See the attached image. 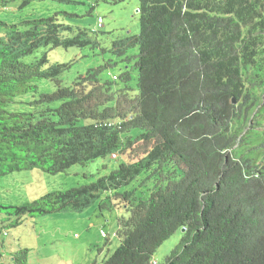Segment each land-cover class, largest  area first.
I'll use <instances>...</instances> for the list:
<instances>
[{
	"label": "trees",
	"instance_id": "1",
	"mask_svg": "<svg viewBox=\"0 0 264 264\" xmlns=\"http://www.w3.org/2000/svg\"><path fill=\"white\" fill-rule=\"evenodd\" d=\"M37 1L86 0H0V11ZM138 1L139 36L114 43L126 64L116 81L112 60L69 81L72 64L34 58L98 48L84 33L67 36L60 14L0 35V180L126 160L91 184L0 210L14 211L12 229L24 217L82 214L106 194L130 202L128 189L147 175L151 194L128 205L120 245L100 264H151L178 232L164 264H264V0ZM42 82L54 91L40 93ZM35 95L32 110L14 109ZM28 255L20 250L12 264H29Z\"/></svg>",
	"mask_w": 264,
	"mask_h": 264
},
{
	"label": "rangeland",
	"instance_id": "2",
	"mask_svg": "<svg viewBox=\"0 0 264 264\" xmlns=\"http://www.w3.org/2000/svg\"><path fill=\"white\" fill-rule=\"evenodd\" d=\"M83 3L85 6L73 7L37 1L24 10H20L21 3L12 4L8 9L0 11V21L7 24V27L0 28V35L12 25L53 18L60 14L61 23L73 28L72 34L67 36L84 33L98 48L91 47L85 51L74 49L69 52L41 50L34 58L41 59L48 53L52 63L72 64L74 68L67 77L69 81L88 68L94 69L103 65L104 60H112V64L115 65V69L109 71L111 77L119 76L123 73L126 64L125 60L114 57L112 54L116 51L114 43L128 37L139 36L140 23L137 13L139 1L128 0L117 5L106 3L104 0H86ZM92 12L94 15L90 18L89 13ZM100 16L104 19V27L100 32H95L94 28ZM258 59L264 62L263 48ZM254 76L253 69L245 72V79H251ZM40 86L42 89L40 93L54 91V88L45 82H42ZM247 88L254 94H261L258 88H251L249 85ZM38 97L39 95H35L19 100L14 109L30 111L32 108L28 105ZM125 161L122 158L113 161L108 157L87 167H74L57 176H50L37 169L31 172L15 173L0 180V208L21 206L50 192L91 184L116 170ZM149 179V176L144 175L128 189V191H134V197L130 202L122 199L115 201L114 195L106 194L102 200L95 202L82 214L54 215L34 219L24 217L20 221L21 225L15 229L10 228L9 225L17 219L8 215L14 211L0 210V264H10L11 255L23 249L29 251V264L102 263L120 245L115 234L119 230L120 220L127 217L128 205L133 201L146 200L151 194L155 180ZM4 233L8 236L5 237ZM103 233L107 238L103 237ZM181 238L182 233L178 232L165 242L155 254L153 261L164 264L171 252L180 244Z\"/></svg>",
	"mask_w": 264,
	"mask_h": 264
},
{
	"label": "built area",
	"instance_id": "3",
	"mask_svg": "<svg viewBox=\"0 0 264 264\" xmlns=\"http://www.w3.org/2000/svg\"><path fill=\"white\" fill-rule=\"evenodd\" d=\"M104 27V19L102 17H99L97 19V23L95 26V31L99 32L102 28ZM113 80L116 81L117 77L116 76H112ZM112 160L113 161H117L119 159V155L118 154H113L112 155ZM103 237L107 238V236L103 233ZM152 264H157V262L153 261Z\"/></svg>",
	"mask_w": 264,
	"mask_h": 264
},
{
	"label": "clouds",
	"instance_id": "4",
	"mask_svg": "<svg viewBox=\"0 0 264 264\" xmlns=\"http://www.w3.org/2000/svg\"><path fill=\"white\" fill-rule=\"evenodd\" d=\"M7 9H8V8H7ZM5 10H6V9H5ZM100 17H101V16H100ZM98 18H99V17H98ZM94 31H95V28H94ZM95 32H96V31H95ZM99 32H100V31H99ZM111 157H112V156H111ZM111 159H112V158H111ZM119 159H121V158H120V155H119ZM119 159H118V160H119ZM4 236L7 237L8 234H7V233H4ZM115 237H117V233L115 234ZM12 258H13V256H12ZM152 262H153V260H152ZM152 262H151V264H152ZM11 263H12V262H11Z\"/></svg>",
	"mask_w": 264,
	"mask_h": 264
},
{
	"label": "water",
	"instance_id": "5",
	"mask_svg": "<svg viewBox=\"0 0 264 264\" xmlns=\"http://www.w3.org/2000/svg\"><path fill=\"white\" fill-rule=\"evenodd\" d=\"M140 11L138 10L137 13H139ZM233 104H236V102L234 101ZM185 232V230H183V233Z\"/></svg>",
	"mask_w": 264,
	"mask_h": 264
},
{
	"label": "crops",
	"instance_id": "6",
	"mask_svg": "<svg viewBox=\"0 0 264 264\" xmlns=\"http://www.w3.org/2000/svg\"><path fill=\"white\" fill-rule=\"evenodd\" d=\"M14 254V253H13ZM12 260H13V258H12V255H11V259H10V264H12L11 262H12Z\"/></svg>",
	"mask_w": 264,
	"mask_h": 264
}]
</instances>
